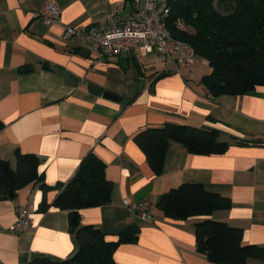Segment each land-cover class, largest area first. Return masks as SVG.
<instances>
[{
    "label": "crops",
    "instance_id": "crops-1",
    "mask_svg": "<svg viewBox=\"0 0 264 264\" xmlns=\"http://www.w3.org/2000/svg\"><path fill=\"white\" fill-rule=\"evenodd\" d=\"M48 1L60 17L45 25L35 15ZM135 16L133 0H0V159L14 168L16 151L36 155L52 188L33 183L0 199V264L76 252L67 212L52 205L89 153L104 163L112 192L109 204L79 210L80 223L99 228L108 242L129 226L139 229L136 243L116 248L114 264H213L195 248L194 225L205 218L174 221L156 208L162 194L182 184L228 199L229 209L207 218L241 229L244 246H264V87L212 97L201 84L210 72L205 60L202 74L164 69L153 54L105 56L81 36L62 39L67 27L106 28ZM90 85L117 100L92 94ZM166 123L216 130L229 147L200 156L171 143L156 177L133 137ZM124 200L151 205L154 222L130 213ZM42 201L48 208L40 213ZM20 209H27L31 229L15 233Z\"/></svg>",
    "mask_w": 264,
    "mask_h": 264
},
{
    "label": "trees",
    "instance_id": "trees-1",
    "mask_svg": "<svg viewBox=\"0 0 264 264\" xmlns=\"http://www.w3.org/2000/svg\"><path fill=\"white\" fill-rule=\"evenodd\" d=\"M170 13L167 28L177 40L189 45L197 58L207 61L210 72L203 76L209 95L239 96L264 87V0H167ZM215 7L225 10L220 14ZM181 21L183 29L177 28ZM1 129V126H0ZM154 176L163 171L171 143L193 155H221L229 147L218 140L216 130L166 123L146 128L133 137ZM34 154L15 152V167L0 159V197L13 198L33 183L45 192L48 187L38 171ZM55 197L52 207L66 211L68 231L76 252L62 260L36 257L28 264H114L113 253L122 244H134L139 229L132 225L118 234L116 242L92 225L80 223L79 210L110 203L112 183L105 177V165L92 153L86 155L74 176ZM42 201L38 212L47 210ZM156 208L174 221L205 218L194 225L196 252L213 264L264 263V246L242 245V230L207 217L230 208V201L207 192L200 184H182L161 195Z\"/></svg>",
    "mask_w": 264,
    "mask_h": 264
},
{
    "label": "built area",
    "instance_id": "built-area-1",
    "mask_svg": "<svg viewBox=\"0 0 264 264\" xmlns=\"http://www.w3.org/2000/svg\"><path fill=\"white\" fill-rule=\"evenodd\" d=\"M133 3L135 17L106 28L97 25L86 28L67 27L62 39L66 41L81 36L90 44L93 51H99L105 56L130 52L138 55L153 54L164 69L171 66L175 70L180 67L192 70L197 64V56L193 49L175 39L168 31L167 18L170 8L167 0H133ZM35 16L45 25H50L59 21L60 9L54 2L48 1ZM176 26L180 30L183 29L181 21H177ZM124 206L141 220L154 222L151 205L124 200ZM16 213V221L10 227V231L22 233L31 229L32 223L27 209H20Z\"/></svg>",
    "mask_w": 264,
    "mask_h": 264
},
{
    "label": "water",
    "instance_id": "water-1",
    "mask_svg": "<svg viewBox=\"0 0 264 264\" xmlns=\"http://www.w3.org/2000/svg\"><path fill=\"white\" fill-rule=\"evenodd\" d=\"M51 70L53 72H56V73L60 74L62 77L65 78V80L70 78V75L68 73L64 72V71H61V70L56 69V68H52ZM71 85H73V84H71ZM88 88H89V91L92 94H95V95H98V96H103V97H105L107 99L117 100V97L115 95L111 94V93L104 92V91H102V90H100V89H98V88H96L94 86H91V85ZM10 196L11 195H9L8 197H10ZM5 198H7V197H0L1 200H4Z\"/></svg>",
    "mask_w": 264,
    "mask_h": 264
},
{
    "label": "rangeland",
    "instance_id": "rangeland-1",
    "mask_svg": "<svg viewBox=\"0 0 264 264\" xmlns=\"http://www.w3.org/2000/svg\"><path fill=\"white\" fill-rule=\"evenodd\" d=\"M215 8L220 14H223V15L227 14L225 10H222L219 7H215ZM194 70H195V73L202 74L203 72H207V66L203 64L200 58H197V64L195 65Z\"/></svg>",
    "mask_w": 264,
    "mask_h": 264
}]
</instances>
